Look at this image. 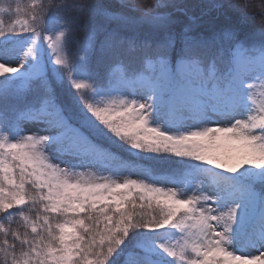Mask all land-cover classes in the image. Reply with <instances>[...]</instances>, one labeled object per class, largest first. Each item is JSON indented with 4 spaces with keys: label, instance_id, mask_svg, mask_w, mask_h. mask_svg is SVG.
<instances>
[{
    "label": "snow or ice",
    "instance_id": "snow-or-ice-1",
    "mask_svg": "<svg viewBox=\"0 0 264 264\" xmlns=\"http://www.w3.org/2000/svg\"><path fill=\"white\" fill-rule=\"evenodd\" d=\"M252 7L0 0V264H264Z\"/></svg>",
    "mask_w": 264,
    "mask_h": 264
},
{
    "label": "trees",
    "instance_id": "trees-1",
    "mask_svg": "<svg viewBox=\"0 0 264 264\" xmlns=\"http://www.w3.org/2000/svg\"><path fill=\"white\" fill-rule=\"evenodd\" d=\"M24 3H27L28 0H23ZM134 3L138 7H144V8H150L152 5H155L157 3V0H133ZM201 0H185V3L188 4H196L200 3ZM220 2L224 4L232 3L234 0H220ZM101 3L107 7H110L114 10H119V0H101ZM161 11H170V9H161ZM229 16H231V13H229ZM216 17V18H213ZM6 23L8 22V18L6 17ZM182 19V18H181ZM204 27L205 28H221V27H234L239 29V35L241 39L249 38L250 33L257 31L256 23L255 21L249 22L247 25H239L235 17H232L231 19H226L224 15H218L216 13H213L211 16L204 18ZM252 39H255L256 41L259 40V37L256 36L254 38H250L249 42H252ZM75 50V49H73Z\"/></svg>",
    "mask_w": 264,
    "mask_h": 264
},
{
    "label": "clouds",
    "instance_id": "clouds-1",
    "mask_svg": "<svg viewBox=\"0 0 264 264\" xmlns=\"http://www.w3.org/2000/svg\"><path fill=\"white\" fill-rule=\"evenodd\" d=\"M9 3L12 0H8ZM249 3L252 5H258L259 7H252L247 9L249 12H260L261 15L255 20L257 26L264 28V0H249Z\"/></svg>",
    "mask_w": 264,
    "mask_h": 264
}]
</instances>
